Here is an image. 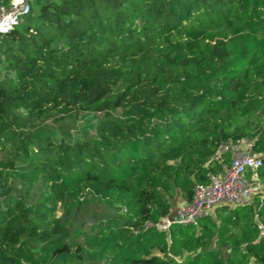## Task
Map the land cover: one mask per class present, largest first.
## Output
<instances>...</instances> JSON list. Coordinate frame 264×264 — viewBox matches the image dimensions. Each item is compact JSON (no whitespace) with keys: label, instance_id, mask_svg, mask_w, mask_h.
<instances>
[{"label":"trees","instance_id":"trees-1","mask_svg":"<svg viewBox=\"0 0 264 264\" xmlns=\"http://www.w3.org/2000/svg\"><path fill=\"white\" fill-rule=\"evenodd\" d=\"M38 1L0 34V264H264V190L147 227L226 142L254 140L264 184V0ZM74 111L98 115L90 136L26 127ZM91 202L111 217L73 229Z\"/></svg>","mask_w":264,"mask_h":264},{"label":"built area","instance_id":"built-area-1","mask_svg":"<svg viewBox=\"0 0 264 264\" xmlns=\"http://www.w3.org/2000/svg\"><path fill=\"white\" fill-rule=\"evenodd\" d=\"M29 12L25 0H13L9 7L0 6V34L19 25ZM253 144L254 140L247 138L224 143L213 157L222 165L221 173L211 174L208 184L197 185L190 202H183L173 208L170 215L147 227L154 226L164 232L174 223L198 227L200 219L213 215L218 208L235 210L246 204L255 205V196L263 193L264 184L259 175L262 158L254 151ZM226 157L230 164H225ZM254 209L260 238L264 239V225L259 220L257 208Z\"/></svg>","mask_w":264,"mask_h":264},{"label":"rangeland","instance_id":"rangeland-1","mask_svg":"<svg viewBox=\"0 0 264 264\" xmlns=\"http://www.w3.org/2000/svg\"><path fill=\"white\" fill-rule=\"evenodd\" d=\"M13 2V0H11ZM20 1V0H19ZM25 3L29 6L30 12L37 9L40 5L38 0H25ZM11 4L6 3L1 6L9 7ZM25 19L21 23H24ZM1 77V76H0ZM18 116L25 117L24 113H17ZM98 115L91 112L74 111L73 113L63 116L58 114L55 117L35 122L28 121L27 128L42 130L47 135L53 137L55 140L59 139L61 135L70 137L71 140H77L78 138L90 136L95 130ZM255 201V199H254ZM182 204L181 200H177L174 208L179 207ZM77 208V207H76ZM112 212L108 211L104 206H98L96 203L91 202L89 205H82L78 208L76 216L70 222V226L73 229L79 228L83 221L98 220L102 218L111 217ZM214 215V214H213ZM215 217V216H214ZM89 223L87 228L89 227ZM216 248L213 244L209 249Z\"/></svg>","mask_w":264,"mask_h":264},{"label":"bare ground","instance_id":"bare-ground-1","mask_svg":"<svg viewBox=\"0 0 264 264\" xmlns=\"http://www.w3.org/2000/svg\"><path fill=\"white\" fill-rule=\"evenodd\" d=\"M19 1V0H18Z\"/></svg>","mask_w":264,"mask_h":264}]
</instances>
